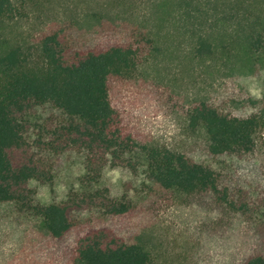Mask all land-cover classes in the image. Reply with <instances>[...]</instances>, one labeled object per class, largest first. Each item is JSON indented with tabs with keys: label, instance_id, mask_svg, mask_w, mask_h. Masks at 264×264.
Listing matches in <instances>:
<instances>
[{
	"label": "trees",
	"instance_id": "1",
	"mask_svg": "<svg viewBox=\"0 0 264 264\" xmlns=\"http://www.w3.org/2000/svg\"><path fill=\"white\" fill-rule=\"evenodd\" d=\"M112 1L111 16L94 11L87 17L97 23L95 33L83 35L79 20L66 19L31 48L6 34L14 6L0 0V222L38 226L68 264H155L138 239L107 224L82 228V217L113 218L138 211L144 200L174 196L219 211L223 221L247 222L255 249L227 264H264V153H257L264 93L249 98L254 112L247 115L210 97L191 104L189 125L206 136L201 159L138 142L111 91L142 59L164 50L162 31L143 26L144 19L192 18L198 0ZM145 3L149 8L135 12ZM187 28L196 58L214 59L237 45L229 59L241 53L254 64L264 61L261 17L228 27L193 21ZM74 160L84 169L79 185L63 201H41L37 186L54 183ZM115 169L133 176L119 191L103 184L104 173Z\"/></svg>",
	"mask_w": 264,
	"mask_h": 264
},
{
	"label": "rangeland",
	"instance_id": "2",
	"mask_svg": "<svg viewBox=\"0 0 264 264\" xmlns=\"http://www.w3.org/2000/svg\"><path fill=\"white\" fill-rule=\"evenodd\" d=\"M112 2L12 0L14 15L6 34L32 48L43 31L66 19L79 20L83 35L93 34L97 23L87 17L94 11L111 16ZM195 7L196 15L183 21L169 14L157 22L144 19L143 26L162 31L164 50L142 59L132 77L115 84L111 99L126 129L138 142L159 144L201 159L206 136L189 125L191 104L210 97L224 101L235 114L253 113L249 98H260L264 93V61L254 64V59L252 62L241 53L237 59H229L228 55L237 54V45L214 59L196 58L187 27L193 21L228 27L249 19H264V0H198ZM147 8L148 4L135 6V12ZM106 24L112 26V22ZM257 153H264V130L257 137ZM64 167L54 183L37 186L41 201H63L69 190L79 185L84 173L81 162L74 160ZM132 178L126 170H108L103 184L119 191ZM140 207L113 218L85 214L82 228L91 224L114 227L143 243L155 264H227L255 249L251 227L242 219L223 221L219 211L174 196L144 200ZM38 228L27 223L0 222V264H68L62 248ZM74 235L62 244L63 248L72 243Z\"/></svg>",
	"mask_w": 264,
	"mask_h": 264
}]
</instances>
